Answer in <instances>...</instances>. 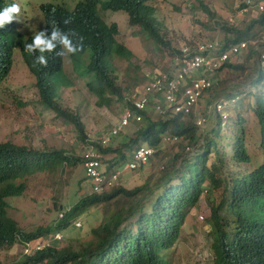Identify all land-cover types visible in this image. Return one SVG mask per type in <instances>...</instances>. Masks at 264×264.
Returning <instances> with one entry per match:
<instances>
[{
    "label": "trees",
    "instance_id": "16d2710c",
    "mask_svg": "<svg viewBox=\"0 0 264 264\" xmlns=\"http://www.w3.org/2000/svg\"><path fill=\"white\" fill-rule=\"evenodd\" d=\"M146 1L86 0L75 15L64 16V32L68 39L77 46L81 54L89 52L90 61L83 70V75L91 77L88 87L98 98L99 105L109 106L113 102L107 97L109 95L115 97L114 101L117 102L124 99L123 90L117 85L114 75L112 58L118 56L131 60L134 57L130 50L118 42L117 24L108 25L101 12H126L132 24L142 25L143 30L154 37L157 46L166 45L161 33L156 30V21L150 19L153 8ZM2 6L3 1L0 0V8ZM207 12L209 16H214L208 9ZM58 18V10L46 11L48 22ZM256 26H264V14L257 19H251L243 29L221 24L220 28L226 35L220 44V51L243 39L255 38V34L252 35L251 32ZM5 32L0 30V83L9 74L12 43L16 40ZM42 38L46 39V36ZM17 40L29 71L36 77L39 99L43 105L60 118L73 123L80 138L86 141L85 126L80 117L62 110L56 103L57 91L53 78L62 67L58 48L54 46L51 51L45 49L43 53L33 48L28 53L23 39L19 37ZM257 55L251 48L248 59ZM41 56L44 57L43 64L39 61ZM226 68L243 71L245 66L228 61L215 72ZM251 84L254 87L264 86V68H259ZM214 85L212 89L218 90L221 83L216 81ZM243 93L229 92L225 99H235V102L238 99L240 106L244 105L253 112L259 121V149L263 161L255 169L246 173H229L231 167L246 164L250 166L252 163L242 128L245 119L236 113L233 120L234 153L224 162L225 156L221 155L220 144L214 137L222 139L221 124L228 119H223L215 112L213 118L216 119V125L204 136V143L199 150L188 154L183 148L185 153L175 154L172 163L166 168L163 167L164 173L155 187L145 182L134 189L120 187L103 194L88 193L72 206L55 227L22 231L18 223L8 216L7 199L25 193L24 180L28 176L38 172H55L65 166L76 167V163L82 160L68 155L64 150L41 151L31 145L0 142V246L12 247L18 243L19 237L34 240L65 230L75 219L88 215V210L92 207L103 206L105 219L99 226L91 228V240L84 243L82 249L73 250L67 246L61 248L58 244H53L14 264H169L164 259L163 252L177 243L182 225L191 211L197 208L206 184L211 194H215L220 187L224 188L221 198L210 203L211 218L208 222L211 226L214 264H264V91L262 94L258 91L248 92V100L250 97L254 98V103L248 101V104L243 103ZM190 117L176 115L172 119L158 122L146 117L143 126L131 135L123 148L101 150L106 155H115L108 162L111 167L113 164L115 167L122 166L127 161L128 152L142 143L159 148L162 136L166 133L184 142L188 141L192 150L191 145L199 143L197 134L201 131L196 125L189 123V120H182ZM211 153H214L215 161L209 164ZM113 159L116 160L114 163ZM111 205L115 208L110 211L108 208Z\"/></svg>",
    "mask_w": 264,
    "mask_h": 264
},
{
    "label": "rangeland",
    "instance_id": "374dc122",
    "mask_svg": "<svg viewBox=\"0 0 264 264\" xmlns=\"http://www.w3.org/2000/svg\"><path fill=\"white\" fill-rule=\"evenodd\" d=\"M21 1L17 0L19 4ZM51 1H65L68 5L73 6L77 0ZM242 1L147 0V3L154 6L156 10L158 30H160L166 43V45L159 46L143 31L139 30V27L130 26L125 14L102 11L101 16L107 24H118L119 42L125 44L134 53L131 60L118 56L112 58L117 85L122 88L124 94L130 93L143 86L146 81L144 80L145 72L154 70L153 72L156 73L172 67L174 57L181 48L189 46L193 49L197 44L205 41L223 42L226 34L220 28L221 24L243 29L249 24L253 16L240 14ZM40 5L41 1L39 0H23V5H20L22 12L17 16V27L19 30L28 29L29 36L43 29V13ZM205 8L214 16H209ZM259 17L260 15L255 16L254 19ZM33 19L35 21H31ZM27 21L34 25L28 28L26 26ZM251 34H255V38L243 39L248 43L249 49L234 59V63H232L244 65L245 69L235 71L226 68L216 73L208 72L207 76L214 83L216 81L221 83V86L218 90L214 88L205 93L196 107V115L194 113L190 118L182 119L184 121L189 120V123L196 125L197 116L202 113L207 115V122L199 127L201 131L200 134H197L199 143L197 145L192 144V150L188 154L199 150V147L204 143V136L211 132L216 125V119L213 118L215 112L210 108L208 109L209 112L206 113L207 107L215 99L226 98L225 95L233 91L244 92L242 95L245 99L243 103L248 104V101L254 103L253 97L248 100V92L258 91L262 94L264 91V86L254 87L251 84L261 67L260 55L264 53V26H256ZM251 48L258 55L248 59V52ZM66 53H68L67 50ZM74 56L77 57V55ZM88 61L89 54L80 58V66L77 65L74 57H65L64 79L58 85V103L68 112L81 118L88 140L97 141L118 122L124 106L123 102L114 101L115 97L111 95L107 96L113 100L109 106L99 105L98 98L88 87L91 77L83 75L84 67ZM39 98L35 78L30 74L17 49L13 67H11L7 79L0 86V142L11 141L18 145H31L41 151L64 150L69 155L81 158L87 143H84L80 138L75 125L46 108ZM226 111L230 117L228 120L222 121V139L213 137L220 144L221 155L225 156L223 161H228L226 159L231 158L234 153L235 126L233 120H235L236 113L241 114L245 119L242 126L245 145L252 157V163L250 166L246 164L245 166L231 167L229 173L250 172L263 161L259 149V121L253 112L244 105L240 106L238 99ZM227 112L224 114L227 115ZM153 120L158 122L162 119L154 116ZM141 126L143 124L126 128L112 139L108 147L112 149L123 148L124 144L129 142L131 135L133 136L134 132ZM163 136L159 148H156L157 154L150 163L135 172L123 171L119 187L134 189L145 182L155 187L164 173L162 168H166L172 163L171 160L175 154L186 152V147L189 146L188 141L175 140L174 136L169 133ZM142 144L147 145L146 143ZM183 148H185V152ZM110 156L111 160L112 157ZM214 159V153H211L209 164L214 162ZM110 160L105 163L110 162ZM115 161L113 159L112 163ZM113 165L109 169L114 168ZM85 174L83 164L78 162L76 167L65 166V168L55 172H38L28 176L25 179L26 190L24 195L10 197L7 200L9 217L17 221L19 227L25 232H30L38 227L57 226L61 207L71 208L81 198L91 193L90 181L84 178ZM208 190L209 186L205 184L201 200L197 208L193 209L186 217L177 243L171 249L163 252L164 259L169 264H214V255L211 250V226L208 222L211 218L210 203L221 198L224 188L220 187L215 191V194L209 193ZM114 208L115 206L111 205L108 209L111 211ZM105 214L103 206H98L89 209L88 215L85 214L75 219L74 221L81 222L82 227L76 229L71 222L69 228L61 230L68 236L59 244V247H72L73 250L82 249V245L91 240V228L99 226L104 221ZM22 255L23 250L20 245L0 246V264H14L25 258Z\"/></svg>",
    "mask_w": 264,
    "mask_h": 264
},
{
    "label": "built area",
    "instance_id": "2783aa9c",
    "mask_svg": "<svg viewBox=\"0 0 264 264\" xmlns=\"http://www.w3.org/2000/svg\"><path fill=\"white\" fill-rule=\"evenodd\" d=\"M241 12L243 15L255 16L264 14V0H243L241 2ZM220 42L205 41L197 44L193 49L186 46L181 50V54L175 56L173 70L167 73H160L142 91H138L128 99L124 114L119 124L113 129L112 134L117 135L123 127L127 126L131 119L140 122L142 115L134 113L132 107L138 111H147L150 107L161 116L183 114L189 116L195 113V108L204 93L209 92L213 87V81L207 76L208 72L219 70L227 61L233 62L240 54L248 48L246 41L229 46L225 51L220 50ZM260 62L264 67V53L260 56ZM235 99L228 101L219 99L207 107L217 113L224 114ZM215 108V109H214ZM226 118L227 115H223ZM207 122L205 115H199L196 119V125L202 127ZM109 137H105L102 141L107 144ZM175 140L179 138L174 136ZM191 147H186V151H190ZM155 151L150 148H139L133 153L131 161L125 165L124 169L135 171L146 165L154 156ZM85 168L87 176L93 184L95 194H101L105 191L116 188L119 185V172L106 174L102 171V159L104 156L93 146L87 148L85 154ZM68 210H64L59 214V219H63ZM76 227H81V223H75ZM57 239H61L60 234L56 235ZM44 248V244L37 242L35 245L25 243V253L31 254L34 251Z\"/></svg>",
    "mask_w": 264,
    "mask_h": 264
},
{
    "label": "clouds",
    "instance_id": "9594fccd",
    "mask_svg": "<svg viewBox=\"0 0 264 264\" xmlns=\"http://www.w3.org/2000/svg\"><path fill=\"white\" fill-rule=\"evenodd\" d=\"M3 1V6L0 8V30H5L6 32V34H8L9 36H12V37H14L16 40L12 43V51H11V67H13V63H14V58H15V55H16V50L18 49L19 50V52H20V56H21V58L23 59V61L25 62V60H24V55H23V52H22V48H21V46L19 45V43H18V40H17V38H19V37H21L22 39H23V41H24V46H25V50H26V52H28V53H31V51H32V49L33 48H37V49H39L40 50V52L41 53H43L44 51H45V49H47V50H49V51H51L52 50V48L54 47V46H56L57 48H58V51H59V53L61 54V61H62V67H61V71L59 72V73H57L55 76H54V78H53V85L55 86V89H56V91H57V97H56V103H57V105L62 109V110H65L64 108H62L61 106H60V104L58 103V97H59V95H58V91H59V83L64 79V60H65V57L66 56H72V57H74L75 59H76V62H77V65L78 66H80V58L81 57H83L84 55H86V54H89L88 52H86V53H84V54H81L80 52H79V49L77 48V46L74 44V43H72L69 39H68V37H67V34L64 32L65 30H64V26H65V24H66V18H64V16H72V15H75L76 14V12H77V10L80 8V6L83 4V3H85L86 2V0H77L76 2H75V4L73 5V6H70V5H68L65 1H61V2H53V1H51V0H39V1H41V5H40V9H41V11H42V13H43V29H41V31L40 32H38V33H36V34H34V35H31V36H29V34L27 33V31H28V29H26V30H19L18 29V27H17V16L19 15V14H21V12H22V7L20 6V5H23V0L21 1V3L19 4L18 2H17V0H2ZM36 4H37V2H36ZM146 4L148 5V6H150V7H152L153 8V11H152V14H151V21H156V30H158L159 29V27H158V23H157V18H156V10H155V8H154V6H152L151 4H148L147 3V1H146ZM37 9H38V6H37ZM53 10H58V12H59V18L55 21V20H51L50 19V21L48 22L47 21V19H46V11H53ZM111 12H114V11H111ZM118 13H123V14H125L126 16H127V21H129V25L130 26H137V27H139L140 29L139 30H141V31H143L147 36H149L152 40H153V38L154 37H151V35L148 33V32H146L145 30H143V26L142 25H140V24H132L131 22H130V17H129V14H127L126 12H123V11H118ZM261 16V15H260ZM36 17V16H35ZM252 19H254V18H252ZM31 21H35V19H33V20H31ZM113 24H116V23H113ZM32 25H34V24H31V23H29L28 21L26 22V26L29 28L30 26H32ZM109 25V24H108ZM117 26H118V24H117ZM118 28H119V26H118ZM119 31V30H118ZM159 32H160V30H158ZM119 33H120V31H119ZM119 35V34H118ZM43 36H46V39H43L42 37ZM31 40V41H30ZM117 40H118V36H117ZM154 41V40H153ZM212 41H215V40H212ZM118 42H119V40H118ZM155 42V41H154ZM241 42V41H240ZM120 44H123V43H121V42H119ZM221 43V42H220ZM26 44V45H25ZM128 50H130L125 44H123ZM197 46V45H196ZM189 47V46H188ZM185 48V47H184ZM220 48H221V45H220ZM248 48H249V45H248ZM247 48V49H248ZM183 48H181V50H182ZM246 49V50H247ZM66 50L68 51V53H66ZM181 50H179V52L175 55V56H177V55H180L181 54ZM131 51V50H130ZM220 51V50H219ZM225 51V50H224ZM132 52V51H131ZM222 52V51H221ZM245 52V51H244ZM133 53V52H132ZM134 54V53H133ZM243 54V53H242ZM262 54V53H261ZM74 55H77V57H75ZM241 55V54H240ZM239 55V56H240ZM238 56V57H239ZM261 56V55H260ZM87 57V56H86ZM237 57V58H238ZM175 58V57H174ZM90 59V58H89ZM236 59V58H235ZM39 61H40V63H44L45 61H44V57L43 56H41V57H39ZM90 61V60H89ZM89 61H88V63L86 64V66L89 64ZM228 62V61H227ZM226 62V63H227ZM229 62H231V61H229ZM231 63H234V62H231ZM25 64H26V62H25ZM260 64H261V62H260ZM27 65V64H26ZM85 66V67H86ZM173 66H174V62H172V67H168L166 70H162L161 72H156V73H154L153 71H148V72H145V74H144V80H146L145 81V83L143 84V86H141V87H138V88H136V89H134L132 92H130V93H123L124 95V99H123V106H124V108H123V110H122V113H121V116L119 117V120H118V122L110 129V131L106 134V135H104V136H102L99 140H97V141H93V140H86V141H83L84 143H87V145L85 146V148H84V150H83V154H82V156H81V158H79V159H81L82 160V162H79V163H82L83 164V167H84V169H85V172H86V168H85V163L84 162H86V158H85V154H86V152H87V148L89 147V146H93L95 149H97V151L99 152V153H101L103 156H104V158L102 159V171L104 170L105 171V173L106 174H109V173H114V172H119V185L116 187V188H118L119 186H120V181H121V175H122V172L123 171H128V170H125L124 169V167H125V165L128 163V161H131L132 160V158H133V153L137 150V149H139V148H142V147H144V148H150V149H153L154 151H155V153H154V156L151 158V160L156 156V149H155V147H152V146H150V145H143V144H141V145H139L138 147H136V148H134V149H132L131 151H129L128 152V154H127V161H125V163L122 165V166H120V167H118V168H112V169H109V168H111V165H109V163H105V162H107L108 160H110V158H109V155H106V154H104L103 152H102V150H101V148H103V149H106V148H110V147H108V146H110V143L112 142V139H114L115 137H117L119 134H121L126 128H128V127H130V126H136V125H140V124H143V122L145 121V119H146V117L147 118H150V119H152L153 120V117L154 116H157L158 118H161L162 120H169V119H172L174 116H176V115H167V116H161V115H159L155 110H154V108L152 109L151 107H150V109L149 110H147V111H142V112H138V111H136L133 107L131 108L133 111H134V113H137V114H140V115H142V120L140 121V122H138V121H136L135 119H131L130 120V122L128 123V125L127 126H125V127H123V129L117 134V135H113L112 134V131H113V129L119 124V122H120V120H121V117L123 116V114H124V111H125V108H126V106H127V102H128V99L129 98H131L132 97V95H134L135 93H137L138 91H142L144 88H145V86H147L148 85V83L150 82V81H152L156 76H158L160 73H167V72H170L171 70H173ZM11 67H10V70H9V73H10V71H11ZM28 67V66H27ZM85 67H84V69H85ZM261 68H264V67H262V64H261ZM29 69V68H28ZM221 69V68H220ZM30 72V71H29ZM215 72V71H214ZM147 73V74H146ZM216 73V72H215ZM30 74L35 78V84H36V77L30 72ZM9 75V74H8ZM8 77V76H7ZM7 77H6V79H7ZM63 77V78H62ZM5 79V80H6ZM4 80V81H5ZM4 81H2L1 83H0V86L4 83ZM213 81V80H212ZM213 83H214V81H213ZM213 86H214V84H213ZM37 87V86H36ZM213 88V87H212ZM38 89V88H37ZM212 90V89H211ZM210 90V91H211ZM38 92H39V90H38ZM204 95H205V93H204ZM203 95V96H204ZM39 96H40V94H39ZM203 98V97H202ZM201 98V99H202ZM200 99V100H201ZM219 99H222V98H219ZM219 99H215V101H217V100H219ZM223 99H225V98H223ZM200 100H199V102H200ZM226 100H228V99H226ZM214 101V102H215ZM228 101H231V100H228ZM42 103V102H41ZM128 103H130V102H128ZM43 104V103H42ZM199 104V103H198ZM211 105V104H210ZM198 106V105H197ZM196 106V107H197ZM229 107H231V105L229 106ZM228 107V108H229ZM49 110H51V109H49ZM53 111V110H52ZM67 111V110H66ZM214 111V110H213ZM54 112V111H53ZM68 112V111H67ZM215 112V111H214ZM224 112H227L226 111V109L224 110ZM55 113V112H54ZM70 113V112H69ZM56 114V113H55ZM73 114V113H72ZM220 115H221V117L223 118V119H228L229 117H230V114L227 112V116H226V118H224V116L221 114V113H219ZM57 115V114H56ZM76 115V114H75ZM177 115H182V116H184L183 114H177ZM194 114H192V115H189V116H193ZM195 115H196V108H195ZM200 115H203V113L202 114H200ZM184 117H186V116H184ZM81 119V118H80ZM197 119V118H196ZM154 121V120H153ZM195 122H196V120H195ZM196 124V123H195ZM197 126V125H196ZM198 127V126H197ZM199 128V127H198ZM105 137H109L110 139H109V141L107 142V144H103L102 143V141H103V139L105 138ZM132 137V136H131ZM164 137V136H163ZM7 142H11V141H7ZM1 143H4V142H1ZM12 143H14V142H12ZM126 144V143H125ZM18 145V144H17ZM117 149V148H116ZM187 152H189V151H187ZM68 154V153H67ZM69 155V154H68ZM115 155H111L110 157H114ZM75 157V156H74ZM111 158V159H112ZM150 160V161H151ZM150 161H148V163L147 164H149L150 163ZM146 164V165H147ZM145 166V165H144ZM144 166H142L141 168H143ZM141 168H139L138 170H140ZM163 169V168H162ZM135 171H137V170H135ZM135 171H129V172H135ZM84 178L85 179H88L89 181H90V187H91V193H93V194H95L94 193V191H93V184H92V181H91V179L87 176V173L85 174V176H84ZM25 181V180H24ZM26 184V183H25ZM116 188H113V189H111V190H108V191H105V192H103V193H106V192H109V191H112V190H114V189H116ZM120 188V187H119ZM103 193H101V194H103ZM24 195V194H23ZM22 195V196H23ZM8 200V199H7ZM8 203V202H7ZM8 206H9V204H8ZM72 208V207H71ZM71 208L69 207V208H66V207H61L60 208V213L62 212V211H64V210H68V209H70L71 210ZM69 210V211H70ZM69 211H67V212H69ZM8 212V211H7ZM66 212V213H67ZM9 216V215H8ZM62 219H59V221H61ZM17 222V221H16ZM77 222H80V221H78V220H76V221H74L72 224L75 226V223H77ZM81 223V222H80ZM19 226V225H18ZM81 227H82V224H81ZM81 227H79V228H81ZM75 228L76 229H78V227H76L75 226ZM57 234H60L61 236H62V238L61 239H57L56 238V235ZM68 235L67 234H65L64 233V231H56V232H54V233H52V234H50V235H47V236H44V237H40V238H37V239H34V240H25V239H22V238H18V243L17 244H15V245H20L21 247H22V250H23V257H32V256H34L35 254H37L38 252H41V251H43V250H45L46 248H48V247H50L51 245H53V244H60L61 242H63L65 239H66V237H67ZM37 242H40V243H43L44 244V248H42L41 250H37V251H34L33 253H31V254H26L25 253V243H31V244H33V245H35ZM18 261H20V260H18ZM17 261V262H18ZM16 263V262H15Z\"/></svg>",
    "mask_w": 264,
    "mask_h": 264
}]
</instances>
